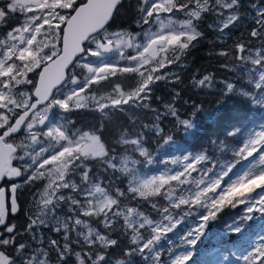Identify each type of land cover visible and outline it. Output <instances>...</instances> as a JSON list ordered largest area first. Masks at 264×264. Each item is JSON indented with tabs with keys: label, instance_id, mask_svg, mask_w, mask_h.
<instances>
[{
	"label": "snow or ice",
	"instance_id": "snow-or-ice-1",
	"mask_svg": "<svg viewBox=\"0 0 264 264\" xmlns=\"http://www.w3.org/2000/svg\"><path fill=\"white\" fill-rule=\"evenodd\" d=\"M214 254L264 264V0H0V264Z\"/></svg>",
	"mask_w": 264,
	"mask_h": 264
},
{
	"label": "trees",
	"instance_id": "trees-1",
	"mask_svg": "<svg viewBox=\"0 0 264 264\" xmlns=\"http://www.w3.org/2000/svg\"><path fill=\"white\" fill-rule=\"evenodd\" d=\"M209 51V46L208 45H202L200 48H198L197 50H195L192 54V56L189 58V64L191 66V68L200 70V71H205V70H215L217 67V63L216 61L207 55V52ZM191 74V71L188 72V75ZM223 75V74H220ZM164 89L161 90L160 94L164 95L165 94ZM194 99H205L206 101H211L212 99H214V97H193ZM212 107H215V105H211ZM92 117H86L85 118V124L84 126H87V121L91 120ZM177 139H181L179 136L177 137ZM239 210V209H238ZM233 240H235V237H233ZM239 243V242H237ZM207 247V245H206Z\"/></svg>",
	"mask_w": 264,
	"mask_h": 264
},
{
	"label": "rangeland",
	"instance_id": "rangeland-1",
	"mask_svg": "<svg viewBox=\"0 0 264 264\" xmlns=\"http://www.w3.org/2000/svg\"><path fill=\"white\" fill-rule=\"evenodd\" d=\"M237 211H239L237 209ZM229 259H231L229 257ZM209 264H228V261L223 258V255L221 254H214L210 257H208Z\"/></svg>",
	"mask_w": 264,
	"mask_h": 264
}]
</instances>
